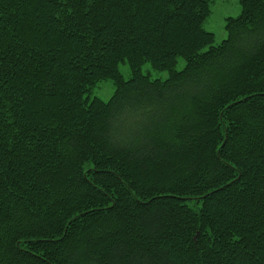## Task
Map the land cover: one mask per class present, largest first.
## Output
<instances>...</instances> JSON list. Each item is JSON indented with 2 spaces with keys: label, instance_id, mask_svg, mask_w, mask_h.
I'll list each match as a JSON object with an SVG mask.
<instances>
[{
  "label": "trees",
  "instance_id": "obj_1",
  "mask_svg": "<svg viewBox=\"0 0 264 264\" xmlns=\"http://www.w3.org/2000/svg\"><path fill=\"white\" fill-rule=\"evenodd\" d=\"M238 1L215 45L210 0H0V264H264V0Z\"/></svg>",
  "mask_w": 264,
  "mask_h": 264
},
{
  "label": "rangeland",
  "instance_id": "obj_2",
  "mask_svg": "<svg viewBox=\"0 0 264 264\" xmlns=\"http://www.w3.org/2000/svg\"><path fill=\"white\" fill-rule=\"evenodd\" d=\"M211 14L205 20L204 26L208 31L215 35V45L221 43L227 38V31L225 28L227 17H237L241 13V5L238 0H210ZM185 63L180 60L178 69L181 70ZM120 70L125 79H129L130 69L127 63L120 65ZM143 73L149 74L152 79L168 77L167 71L155 70L149 63H145L142 68ZM115 91V85L111 80H103L92 88L90 95L99 97L108 101Z\"/></svg>",
  "mask_w": 264,
  "mask_h": 264
}]
</instances>
